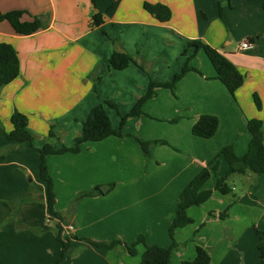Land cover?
Listing matches in <instances>:
<instances>
[{"label":"crops","instance_id":"crops-1","mask_svg":"<svg viewBox=\"0 0 264 264\" xmlns=\"http://www.w3.org/2000/svg\"><path fill=\"white\" fill-rule=\"evenodd\" d=\"M145 2L169 6L170 20L159 21L144 8ZM110 3L114 4L111 9ZM13 9L27 10L25 19L47 14L49 25L33 34L22 35L7 20L0 21V41L13 44L21 61L18 78L0 87V264H55L63 247L57 238L59 224L63 225L65 235L109 241L119 235L116 215L120 217L117 221H123L128 227L125 234L128 241L134 242L150 225L151 231L141 233L147 242L168 247L170 241L161 233L163 205H169L173 215L181 191L208 164L218 167L209 179L215 177V181L209 183L208 180L204 186L213 190L212 196L202 205L188 209L195 221L193 230H199L197 244L210 250V264H262L258 248L261 238L257 230L264 231V173L236 172L226 180L233 189L232 194L216 189L218 177L225 176L230 169L226 159L216 158L220 149L233 145L235 152L243 155L251 139L248 120L259 118L264 123L262 0H98L97 8L90 0H0V11ZM97 9L104 12L105 21L91 28V17ZM246 39L253 45L242 49L241 43ZM192 40H201L218 49L245 75L244 84L235 96L216 78V70L203 55V49L190 47L183 55ZM117 49L137 57L148 72L135 63L122 70L112 69L110 57ZM189 56L190 64L197 70L187 72L177 83L175 92L159 87L157 95L145 102V114L128 119L124 126L127 129L134 126L141 131L149 114L158 118L149 116L151 121H170L179 133L172 138L162 134L156 138L140 136L144 141H170L176 148L164 144L154 147V160L151 159L147 167L153 161L156 169L141 179L139 188L125 186L119 192L125 207L123 214L122 210L113 211L109 199L110 195L118 193L117 188L84 198L76 213L68 211L69 205L60 204L66 172L52 163L67 158V154L82 160L85 156L82 150L77 154L47 156L55 184V209L62 220L51 216L47 183L40 176L41 155L36 149L44 145L51 127L68 137V140L63 136L56 138V148L72 146L90 110L103 99H110L118 104V109L106 104V110L113 126L119 128L121 115L132 109L148 89L151 79L172 80ZM96 75L101 77L97 87ZM254 94L261 99V109L256 106ZM15 108L28 115V128L40 135L36 148L7 139L6 133L13 128L10 119ZM203 114L219 118L218 130L210 138L193 133L194 124ZM157 129L155 126L156 134ZM90 143L106 148L107 156L113 160L129 157L131 153L143 158L142 162L146 160L138 141L131 138L112 135L84 144ZM113 147L118 148L117 152ZM72 173L81 174L77 170ZM132 175H129L130 180L135 178ZM109 179L102 175L85 180L76 185L75 192L111 182ZM75 192L73 188L72 195ZM230 204L228 217L221 218L219 213ZM156 227H159L157 231ZM191 230L189 228V232ZM99 233L103 238L95 236ZM71 242L65 264H127V260H131V255H123L117 261L113 250L87 240L74 238ZM140 245L131 264L141 263L145 247ZM196 245H189L188 250L179 254V259H174L172 253L170 264L193 259Z\"/></svg>","mask_w":264,"mask_h":264},{"label":"trees","instance_id":"trees-1","mask_svg":"<svg viewBox=\"0 0 264 264\" xmlns=\"http://www.w3.org/2000/svg\"><path fill=\"white\" fill-rule=\"evenodd\" d=\"M91 3L97 8L98 0H90ZM114 4L110 5V9ZM262 6L264 9V0H262ZM221 7V6H220ZM144 8L154 15L159 21L167 22L172 16V11L169 6L163 3H150L145 2ZM28 13L25 9H13L10 11H0V21L7 20L13 27V29L22 35H30L41 29L48 27L47 14L33 16L32 19H25L24 16ZM105 21L104 12L98 10L93 13L90 21V27L95 28L102 25ZM117 45L118 41L112 39ZM190 47H195L196 50L203 49L209 58L210 62L216 70V78L219 79L229 90V92L235 96L236 91L244 84L245 75L238 69V67L223 53L213 46L205 43L201 40L189 41L188 45L183 51V55L188 53ZM131 63L137 64L140 68L147 71L145 65L138 61L137 57L117 49L110 57V66L114 70H122L128 67ZM191 70H197L192 64H190V56L182 70L175 74L170 81H159L151 79L148 89L141 95L132 109L125 115L121 116V126L115 128L112 124L111 118L106 110V104L118 109V104L110 99H103L97 103L89 112L88 117L83 120V126L81 132L74 138V144L72 146L63 145L60 148H56L53 140L56 137V133L53 131V126L50 129L47 141L42 147L39 148L41 160H40V176L47 183V205L51 216L60 218L61 214L56 211V192L54 179L50 173L47 156L49 154H61L66 152L77 153L81 150V145L88 141H100L109 136L116 135L119 137L124 136L123 128L129 117L140 116L144 114L145 102L157 95V89L159 87L170 88L173 92L176 90L177 83L185 76V74ZM21 73V61L20 56L15 46L9 42L0 41V87H4L13 82ZM101 80L100 76H95L96 87ZM254 101L258 109L262 108V102L257 94H254ZM11 123L13 128L6 133V137L11 142H26L34 146V140L36 135L28 128L29 117L18 109H14L11 115ZM248 130L251 134V139L248 145L247 151L243 155H238L235 152L233 145H227L220 149L217 155L218 158H224L230 164V169L227 174L222 177H218L216 183V189L223 194H232L233 189L231 185L226 181L228 176L233 173H245L250 170L256 174L264 173V123L259 118H252L248 120ZM219 127V118L213 114H203L199 117L193 126V133L196 136L210 138L215 135ZM144 153L150 156V147L159 143L157 140L144 141L138 138ZM165 142V141H160ZM216 159V160H217ZM210 164H213L211 162ZM217 165L205 166L181 191L178 198L177 208L170 225L169 233L172 238V243L168 247H164L158 244H149L146 236L140 234L138 238L132 243H126L128 252L131 255L137 254L138 244L144 245V251L140 264H170L172 253L177 246L174 235L178 228L184 227L194 221L193 217L189 215L188 209L191 206H199L206 202L213 193L212 189L204 188L206 182L210 179L212 174L217 172ZM112 187H109L111 189ZM108 189V190H109ZM102 192L99 187H96L93 191H87L84 195H95ZM235 197V194H234ZM236 201V197L234 198ZM231 204L222 212L219 213L221 218H226L229 215V209ZM59 232L57 238L62 243V251L55 264H65L64 259L67 250L71 246V238L67 236L64 238V227L59 224ZM260 235V242L258 244L260 259L264 264V231L257 230ZM75 239H86L90 243L96 246H107L113 248L116 244L122 243V240L115 239L112 241H96L90 238H83L74 235ZM211 252L204 246L196 245V256L193 259H185L181 264H210Z\"/></svg>","mask_w":264,"mask_h":264},{"label":"rangeland","instance_id":"rangeland-1","mask_svg":"<svg viewBox=\"0 0 264 264\" xmlns=\"http://www.w3.org/2000/svg\"><path fill=\"white\" fill-rule=\"evenodd\" d=\"M110 5H111V3H110ZM203 55H206V54L204 53ZM205 57H207V55ZM207 59H208V57H207ZM125 114H123V115H125ZM144 114H142V115H144ZM149 116L152 117L155 120L158 119L154 115L152 116V115L146 114L145 126L142 128V130L139 131V129L134 127V126L132 127V129H127L125 127V128H123L124 136H122V138H124V137L125 138H131L132 140H137L138 141V138L142 140V137H140V136H143L144 138H148V137L149 138H156L155 136L159 137V134H162L163 136H167L168 138H172L174 134L177 135L179 133L178 129H176V128L173 129L172 128V125L169 124V123H171L170 121L160 120L159 119V122H155V121L149 120V119H151ZM130 118H132V117H129L128 119H130ZM155 126H157V128H158L157 129L158 132H159L158 134H156L157 131L155 132ZM53 131L56 133V137L53 140V143L55 144L56 138H58L60 136H63V134L62 133H58V131H56L54 128H53ZM39 136L40 135H38V136L36 135L35 140H34V146L31 145L32 147H35L36 142L39 140ZM48 136H49V133H48ZM48 136L46 138V141L48 139ZM62 138H64L65 140L66 139L68 140V137H64L63 136ZM154 140L159 141V143H157L156 145L164 144V146H167V147H170V148H173V149L176 148L175 146H173L170 143V141L160 142L161 140H159V139H154ZM138 143L140 144L139 141H138ZM156 145H152L150 147V156H149L148 154L144 153L143 148H142V146L140 144L139 147L141 149V153L144 154L145 157H146V160L144 159V162H142L143 158H141L140 156L135 157L133 155V153H131V155L129 156L130 158L129 157H119L118 153H117L116 155L119 157V159H117V160H115V158H114V160L110 159L111 156L110 157L107 156V151H106L107 149L106 148H101V146H97L96 143H90V144H84L83 143L81 145V150L80 151L83 150V153L85 155L82 160L80 158H76L74 156V154H67V156H66L67 158H59V160H54L52 164L56 165L59 170H62L64 172H66V178L63 180L64 183L62 184V186H64V189H63V194H62L63 196L61 198L60 204L63 205V206L69 205L67 207L68 211L70 213H76V211L78 209V204L84 198H86L88 196H93V195H90V194L82 196L83 193H85L87 191H93L96 187H99V186H100V189L102 190V192L98 193L97 195L106 194L107 192H109L111 190H112L111 192H113V190H115L114 188H117L118 189L117 190L118 193L110 195L109 199L112 200L113 211L114 210H116V211L122 210L121 214H123V212L125 211L124 210L125 207H124L122 201L120 200L121 193H119V192H121V190L125 186L133 185L135 188H139V186L141 185V179L145 178L148 175V173L151 172L153 169H156L154 167V162L153 161L150 164V166L147 167L148 166L147 163L151 159L154 160L153 154H152V150L154 149V147ZM89 146H92L93 148L90 149ZM96 147L98 148L97 152H96ZM197 148H198V145L196 144V149ZM36 149H38V151H39V148H36ZM113 150L115 152H117L118 148L117 147H113ZM127 150H130V149L128 148ZM79 152H77V153H79ZM71 153H74V152H71ZM61 154H63V153H61ZM142 157H144V156H142ZM78 168H80V169H78ZM74 170L80 171L81 174L75 176L72 173V171H74ZM131 174H133L135 176V178L133 180L129 179V175H131ZM102 175H107V177L110 178L109 180L111 182H107V183H103V184L100 183V185H96L94 187H91V188L83 190V191L81 190L78 193H76L77 192L76 190L78 189V187L76 186L77 184L84 183L85 180L89 181L93 177L99 178ZM211 181H215V177H212V180H209V183H211ZM109 187H112V188L109 189ZM73 188H74V192L76 191L75 192L76 194L73 193V195H72V189ZM107 188L109 189L108 191H107ZM35 192H36V190H35ZM178 198H179V196H178ZM177 203H178V199H177ZM113 211H109L108 213H111ZM175 211H174V213L172 215V214H170L171 211H170L169 205H163V212H164V217L163 218H164V220H163V225L161 226V228L163 230L161 233H162V235H164L165 239L167 238L170 241V243L167 246H170L171 243H172V238L170 236L169 229H170V225L172 223V219H173V216L175 214ZM139 212H143V211L140 210ZM168 212H169V214H168ZM168 217L170 219L169 221L166 219ZM118 219H120V217H118L116 215L115 224H118V226L116 227V230L119 233V235H115L114 237L109 239V241H112V240H115V239L122 240V243L116 244L115 247L110 248L116 254V257H117L116 260L120 261L121 260L120 257H122L123 255H131L128 252L126 243L132 244L133 241H128L126 239L125 234H126V232H128V227L123 221H119L118 222L117 221ZM194 222L195 221H193L192 223H190V224H188V225H186L184 227H181L180 229H177L175 231L174 238H175V241L177 242V246L173 250V258L174 259L175 258L179 259V257H180L179 254L183 253L186 250H188V246L189 245L192 246V247H195V245L197 243H199V236H198L199 230H193V228H192ZM166 223H167V225H165ZM103 226H106V223H103ZM150 228H153V227H151L150 225H147L145 227L146 231L141 232V233H147V231H151L152 229H150ZM189 228L192 229L191 232H189ZM158 229H159V227L155 228L156 231ZM142 230H144V229H142ZM93 231L96 232L97 228L93 229ZM141 233H139V235ZM139 235H137V236H139ZM67 236H69L71 238V240L74 239V235H72V234L71 235H69V234L65 235L64 234V238H66ZM95 236H98L97 238H100L103 235H101V233H99V234H96ZM83 238H89V237H83ZM83 240H86V239H83ZM138 245H140V244H138ZM141 245L143 247V244H141ZM104 247H107V246H104ZM136 255L137 254L131 255V258H130L131 260H127V264H131L130 261L134 262V259L136 258ZM187 258H189V257H187Z\"/></svg>","mask_w":264,"mask_h":264},{"label":"built area","instance_id":"built-area-1","mask_svg":"<svg viewBox=\"0 0 264 264\" xmlns=\"http://www.w3.org/2000/svg\"><path fill=\"white\" fill-rule=\"evenodd\" d=\"M252 45H253V44H252L251 40H250V39H246V40H244V41L241 43V48H242V49H248V48H250Z\"/></svg>","mask_w":264,"mask_h":264}]
</instances>
